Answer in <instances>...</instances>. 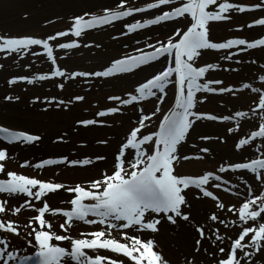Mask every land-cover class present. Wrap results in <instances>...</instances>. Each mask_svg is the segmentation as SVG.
<instances>
[{
  "label": "snow or ice",
  "instance_id": "1",
  "mask_svg": "<svg viewBox=\"0 0 264 264\" xmlns=\"http://www.w3.org/2000/svg\"><path fill=\"white\" fill-rule=\"evenodd\" d=\"M46 7V0H39V8ZM246 13L260 15L233 26ZM32 16V10L25 9L21 20L27 24ZM58 21L65 27L53 33L0 32V70L11 63L23 73L6 78L10 91L0 96V109L23 106V126L0 122V234L21 235V225L9 214L36 213L23 227L38 250L35 258L23 257L19 264H173L156 240L164 229L182 236L186 250L177 264H264V74L258 76L259 86L243 78L226 82L219 75L242 77V66L257 65L261 58H253V53H264V34L252 39L213 37L221 24L236 32L264 29V0H148L142 6L114 0L67 16L56 13L55 19L45 15L41 27ZM169 25L172 30L165 35H152L156 27ZM101 31L118 43L128 37L134 46L122 43L116 55L91 69L69 68V55L82 48L103 54L102 42L88 40ZM41 58L48 64L46 72L35 70ZM258 70L264 72V63ZM133 76L142 78L131 89L115 91ZM37 84L51 85L57 94L26 99L15 92L17 86ZM109 84L114 90L103 97L109 102L104 106L84 94ZM170 91L171 102L162 108ZM246 92L254 94L246 110L228 107ZM217 99L222 111L204 110ZM145 102L154 108L145 111ZM82 105L91 115L73 116ZM128 110L138 115L112 153L111 171L107 154H64L36 162H17L12 155L16 147L31 148L46 140L85 149L84 132L112 128ZM68 116L73 118L67 126L50 134L48 124ZM248 122L253 127L245 133ZM153 124L154 130L145 131ZM213 126L223 131L197 132ZM96 143L110 146L111 140ZM229 143L230 153L219 155L217 149ZM189 144L193 154L184 151ZM209 160L214 166L196 174L179 171L189 161ZM13 162L36 175L9 168ZM70 169H95L97 174L87 180L58 179ZM45 170L52 176L42 179ZM59 193L69 195L61 201L68 208L50 206L49 198ZM209 204L201 214V207ZM56 217L64 218L59 233L53 230ZM78 224L89 230L74 237L71 229ZM0 245L4 264L17 260L11 252L5 258L7 239H0ZM101 250L113 255H102Z\"/></svg>",
  "mask_w": 264,
  "mask_h": 264
},
{
  "label": "rangeland",
  "instance_id": "2",
  "mask_svg": "<svg viewBox=\"0 0 264 264\" xmlns=\"http://www.w3.org/2000/svg\"><path fill=\"white\" fill-rule=\"evenodd\" d=\"M145 2H148V0H132V3L137 6H142ZM239 2L242 3H253L255 0H239ZM114 3V0H46L47 7L44 10H41L39 8V0H0V32L4 30L10 31L12 34L17 33H53L56 30L62 29L65 27V24L63 22L58 21L57 23L53 25H48L47 27H41V21L43 19V16L48 15L51 16L53 19H55V14L59 13L60 15H70L72 12L76 11L78 12L83 7H90L95 8L98 6H104ZM25 9H31L33 16L32 20L29 21L27 24H25L21 20V13ZM150 15V14H148ZM259 13H246L242 16H238L234 22L233 26L245 23L247 21H250L253 16H259ZM172 30V25H169L167 27L159 26L156 27L152 31V35L154 37L156 36H162L166 33L170 32ZM264 34V29L256 28L252 30H245L243 32H236L229 30V26L225 24H221L217 26L214 29L213 37L215 39H223L225 37L230 36H245L249 39L256 38L259 35ZM144 37H141V43H143ZM89 42L92 41H100L104 44L105 50L103 54L100 53V50L97 49H81L75 52L74 55L70 54L69 58L67 59L66 63L69 68L76 69V70H86L91 69L93 67H96L98 64L103 63L108 57L116 55L118 51L122 48V43L127 42L130 45V49L132 46H134V41L128 37L122 38V41L120 43L111 41L109 36L106 32L101 31L98 33H93L91 36L88 37ZM259 50H256L253 53V58H255V54H257ZM209 60H214V56L207 57ZM260 61V59H258ZM258 61V62H259ZM0 62H4L0 60ZM259 64V63H258ZM258 64L257 65H244L242 66V73L243 76H239L235 73H219V75L226 80V82L230 83H238L243 78L244 82H253L255 86H259L258 76L261 74H264V72L258 70ZM35 70L38 72H46L48 71V64L43 61V59L37 60L35 64ZM150 71H154V69H151ZM149 71V72H150ZM15 74H23L21 73V70L14 64L6 63V68L3 70H0V96H2L6 91H10L7 89L6 86V78H9L12 75ZM147 73H145L146 75ZM136 78V79H135ZM141 78V77H140ZM139 77L133 76L132 79H140ZM134 83L129 85L125 84H118L115 87V91L120 92L124 91L125 89H131ZM83 87H87L84 85ZM23 88H27L28 91H23ZM113 86L111 84L109 85H99L96 88H93L92 92L90 94L84 93L87 95L88 100L92 103H96L97 101L100 102L101 106L106 105L107 101L103 99V97L108 94L109 92H112ZM72 91H80V88H73ZM15 92L17 94H20L22 97H25L26 99H30L34 94L39 95H52L57 94V90L55 88H52L51 85H47L42 87L41 85L37 84L36 86L31 85H20L17 86L15 89ZM64 95H67L65 93ZM254 94L251 93H243L240 94V98L238 100H232L229 102L228 107H236V108H243L247 109L248 105L252 103ZM169 97L172 99V93L169 92ZM224 99H227L225 97ZM167 103V102H166ZM220 100H214L211 104L207 106L204 110H216V111H222L223 109L219 108ZM145 111H151L154 108V104L151 102H145ZM83 107H86V105H82L81 107H78L73 114V116H90L91 111L85 112L83 110ZM167 105H163L162 108H166ZM23 106L21 105L19 108H8V109H0V118H3V120H0V122L10 123V124H19L20 126H23V123L21 121V112H22ZM94 111V109L92 110ZM138 113H134L131 110H128L125 112V114L120 118L116 120L115 125L112 128H105V127H97L93 131H87L84 132L82 135L83 140L89 139V141L92 142L91 145L87 143L88 147L85 149H76L73 147L72 144H52L50 140H46L48 143L47 146H44V143L29 148L28 146L24 147H16L14 151L12 152V155L17 162H23L24 159L32 160L33 162L39 161L42 158H47L50 156H59L68 154L70 156H84V155H93L96 154H107L108 155V164H109V171H111V160H112V153H114L117 149L118 143L123 140L124 133H126L130 127L133 126V122L135 121L136 116ZM10 116L12 118H10ZM11 119L7 120V119ZM73 117H63L58 118L56 120H53L48 124L50 134H54L55 131L59 128L66 127L67 124L71 121ZM158 120V118H156ZM121 120L123 121V124H121ZM253 127V124L251 122H248L244 124L243 130L248 129L249 130ZM155 128V124H153L152 128L146 129L145 131H152ZM116 129H121L122 133L116 132ZM248 130V131H249ZM215 131H223V129L219 130H209L206 128L203 129H197V132H215ZM248 131H245L248 132ZM101 138H109L111 140L110 146H102L98 145L96 143L97 139ZM198 142V140L196 141ZM201 143V142H200ZM230 150H231V143ZM90 146V147H89ZM223 147V146H221ZM36 150V154L32 155L29 153L31 150ZM83 151V152H81ZM185 152H188L189 154H193L194 150L191 148L190 144L184 148ZM214 161L209 160L207 163L203 162H197V161H189L184 164L182 168L179 169V171L182 174H196L201 169L207 167L212 168L214 166ZM9 166H12L13 170L24 172L27 175L29 174H35V170L32 169H20L17 167V163L13 162L10 163ZM71 170V169H70ZM68 170V171H70ZM77 170H86L87 172H91L92 174H81L77 172L68 173V171H63L61 173V176L58 177V179H65L69 181H79V180H87L95 176L97 173L95 169L87 170V169H77ZM35 171V172H32ZM48 171H45V175H42L40 178H50L51 175H47ZM233 180H235V175L233 176ZM69 198V195L67 193H59L56 195H52L49 198V204L52 203V208L57 207H63L68 208L67 204H61L62 200H66ZM22 199V198H21ZM226 200L230 199L229 197H225ZM51 200L54 201L51 202ZM15 203V202H14ZM210 205L208 206V208ZM36 213L33 211H25L20 216H11L9 214L10 219L18 221V223L21 225L20 227V233L21 235L19 237L15 235H9V234H0V239H7L8 241V247L5 252V258L7 257V253L11 252L14 253L17 256V260L9 261V264H19V260L21 257H27L29 255H35L38 248L35 246V241L31 236H28L25 234L23 225L28 223V220L31 216H34ZM52 219L51 217H49ZM63 217H56L54 219V228L53 230L59 233V227L58 224L62 221ZM76 226L79 227H73V231H71V235L78 233V229L82 230H89L87 226L83 224H78ZM169 236L167 233H165L163 230L162 232L156 237V240L160 246V248L163 250V253L167 258L173 261V264H177V262H182V254L180 255L177 252V246H179V243L177 241L176 245H173L172 241L167 239ZM53 243H58L53 241ZM3 245H0V248H3ZM182 249V248H181ZM100 254L106 255V256H112L113 254L110 252H105L101 250ZM17 261V263H15ZM0 264H4L3 260H0Z\"/></svg>",
  "mask_w": 264,
  "mask_h": 264
},
{
  "label": "bare ground",
  "instance_id": "3",
  "mask_svg": "<svg viewBox=\"0 0 264 264\" xmlns=\"http://www.w3.org/2000/svg\"><path fill=\"white\" fill-rule=\"evenodd\" d=\"M255 56V58H261L260 59V61L258 62V63H264V53H262L261 51H258L257 52V54H255L254 55ZM151 69H149V71H150ZM140 78V77H139ZM142 78V77H141ZM140 78V79H141ZM136 79V78H135ZM135 79H132V77L130 78V79H128L127 81H124V82H122V84H125V85H129V86H131V84L132 83H135ZM171 102V98L169 97L168 98V101H167V103L165 104V105H167L168 106V104ZM10 118H12L11 116H10ZM0 120H3V118H0ZM7 120H10L11 121V119H7ZM199 129H203V128H199ZM206 129H211V130H219V129H222V128H217V127H215V126H213V127H209V128H206ZM249 130V128L248 129H244L243 131L245 132V131H248ZM116 132H118V133H122V131H121V129H116ZM84 141L85 142H87V143H89V145H91L92 144V142L91 141H89V139H84ZM47 141H45V143H44V146H47L48 145V143H46ZM197 144H199L200 143V141H198V142H196ZM90 147V146H89ZM81 152H83V151H81ZM29 153L30 154H32V155H34V154H36V150L34 151L33 149L31 150V151H29ZM217 153L219 154V155H227V154H229L230 153V145H225V146H223V147H220L219 149H217ZM9 168H11V169H13L12 168V166H9ZM45 171H48L46 174L47 175H51V171L50 170H45ZM32 172H35V171H32ZM72 172H77V173H83V174H87V175H89V174H92L91 172L89 173V172H87L86 170H70V171H68V173H72ZM26 174V173H25ZM35 174H36V172H35ZM29 175H34V174H29ZM51 202H53L54 203V201L53 200H51ZM53 204L52 203H50V206H52ZM210 205V204H209ZM209 205H204V206H202L201 207V214H203L205 211H207L208 210V206ZM62 222V221H61ZM74 227H79V226H76V225H74ZM79 231L80 230H82V229H78ZM71 231H73V229H71ZM165 233H167V235L169 236L167 239H169L170 241H172L173 243H175V244H173V245H175V246H177L176 245V242L175 241H177L178 243H179V246H181V248H179L178 246H177V252L181 255L186 249H185V247H184V243H183V239H182V236L179 234V233H173L171 230H169V229H164L163 230ZM59 232H60V229H59ZM78 235V233H76L75 234V232H74V234H73V236L75 237V236H77ZM182 258H183V256H182Z\"/></svg>",
  "mask_w": 264,
  "mask_h": 264
}]
</instances>
